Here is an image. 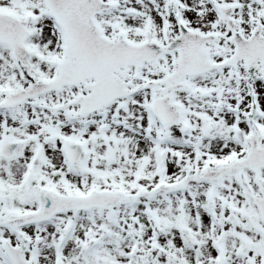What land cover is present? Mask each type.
Masks as SVG:
<instances>
[{"label": "snow or ice", "instance_id": "obj_1", "mask_svg": "<svg viewBox=\"0 0 264 264\" xmlns=\"http://www.w3.org/2000/svg\"><path fill=\"white\" fill-rule=\"evenodd\" d=\"M0 264H264V0H0Z\"/></svg>", "mask_w": 264, "mask_h": 264}]
</instances>
